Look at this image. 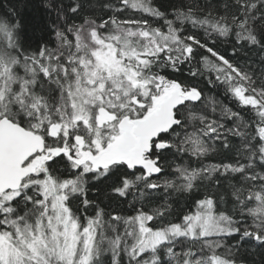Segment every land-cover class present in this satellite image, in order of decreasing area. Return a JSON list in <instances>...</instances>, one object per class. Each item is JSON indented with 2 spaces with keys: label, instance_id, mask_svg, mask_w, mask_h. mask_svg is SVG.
I'll use <instances>...</instances> for the list:
<instances>
[{
  "label": "snow or ice",
  "instance_id": "6c2138e0",
  "mask_svg": "<svg viewBox=\"0 0 264 264\" xmlns=\"http://www.w3.org/2000/svg\"><path fill=\"white\" fill-rule=\"evenodd\" d=\"M36 11L0 10V264H264V0Z\"/></svg>",
  "mask_w": 264,
  "mask_h": 264
},
{
  "label": "trees",
  "instance_id": "16d2710c",
  "mask_svg": "<svg viewBox=\"0 0 264 264\" xmlns=\"http://www.w3.org/2000/svg\"><path fill=\"white\" fill-rule=\"evenodd\" d=\"M37 5L38 0H0V10L8 6L16 7L24 24L29 27V30L30 26L34 23V18L38 16L36 11ZM255 259L259 260V257L257 256Z\"/></svg>",
  "mask_w": 264,
  "mask_h": 264
}]
</instances>
